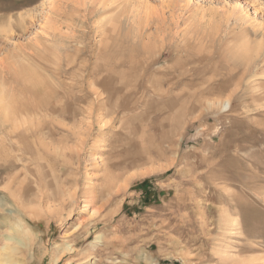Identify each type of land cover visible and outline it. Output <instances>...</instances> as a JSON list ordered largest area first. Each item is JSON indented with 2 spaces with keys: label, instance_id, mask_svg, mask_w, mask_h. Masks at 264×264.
<instances>
[{
  "label": "rangeland",
  "instance_id": "374dc122",
  "mask_svg": "<svg viewBox=\"0 0 264 264\" xmlns=\"http://www.w3.org/2000/svg\"><path fill=\"white\" fill-rule=\"evenodd\" d=\"M0 125V264L264 261V0H0Z\"/></svg>",
  "mask_w": 264,
  "mask_h": 264
},
{
  "label": "bare ground",
  "instance_id": "6f19581e",
  "mask_svg": "<svg viewBox=\"0 0 264 264\" xmlns=\"http://www.w3.org/2000/svg\"><path fill=\"white\" fill-rule=\"evenodd\" d=\"M61 97H62V96H61ZM1 108H2V107H1ZM3 108H4V107H3ZM37 109H38V108H37ZM24 111H25V110H24ZM20 112H21V111H20ZM12 113H13V112H12ZM34 113H35V112H34ZM4 114H5V113H4ZM20 114H21V113H20ZM5 115H6V114H5ZM5 115H4V116H5ZM7 115H8V114H7ZM12 115H13V114H12ZM26 115H28V114L26 113ZM2 116H3V114H2ZM4 116H3V117H4ZM24 116H25V115H24ZM33 116H34V115H33ZM5 117H6V116H5ZM14 117H15V116H14ZM20 117H21V116H20ZM28 117H29V116H28ZM22 118H24V117L22 116ZM7 120H8V119H7ZM7 120H6V121H7ZM15 121H16V120H15ZM9 122H11V121H9ZM13 122H14V121H13ZM12 124H13V123H11V125H12ZM17 124H18V123H17ZM17 124H14V125H17ZM3 125H4V124H3ZM5 125H6V124H5ZM11 125H10V126H11ZM18 125H19V124H18ZM0 126H1V125H0ZM10 128H11V127H10ZM1 129H2V128H1ZM8 129H9V128H8ZM11 129H12V128H11ZM1 131H3V130H1ZM5 131H6V130H5ZM4 133H5V132H4ZM7 133H8V132H7ZM1 134H2V133H1ZM2 136H3V135H2ZM6 136H7V135H6ZM3 137H4V136H3ZM1 138H2V137H1ZM8 139H9V138H8ZM2 140H3V138H2ZM4 141H5V140H4ZM10 142H11V141H10ZM16 142H17V141H16ZM3 143H4V142H3ZM19 143L21 144V142H19ZM20 144H18V145H20ZM6 146H7V145H6ZM5 152H7V151H5ZM8 152H9V151H8ZM5 154H6V153H5ZM9 183H10V182H6V186H7V188H9V187H8V186H9ZM7 188H6V189H7ZM8 190H9V189H8ZM12 198H13V197H12ZM5 264H6V263H5ZM261 264H264V261H262Z\"/></svg>",
  "mask_w": 264,
  "mask_h": 264
}]
</instances>
